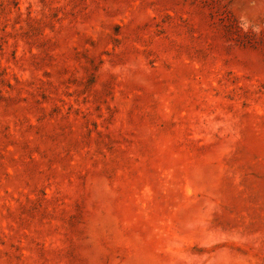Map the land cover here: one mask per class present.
<instances>
[{
	"label": "rangeland",
	"instance_id": "rangeland-1",
	"mask_svg": "<svg viewBox=\"0 0 264 264\" xmlns=\"http://www.w3.org/2000/svg\"><path fill=\"white\" fill-rule=\"evenodd\" d=\"M0 264H264V0H0Z\"/></svg>",
	"mask_w": 264,
	"mask_h": 264
}]
</instances>
